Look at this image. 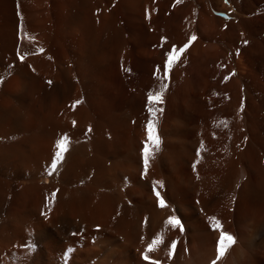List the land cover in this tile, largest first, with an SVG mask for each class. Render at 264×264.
I'll list each match as a JSON object with an SVG mask.
<instances>
[{"label": "bare ground", "instance_id": "obj_1", "mask_svg": "<svg viewBox=\"0 0 264 264\" xmlns=\"http://www.w3.org/2000/svg\"><path fill=\"white\" fill-rule=\"evenodd\" d=\"M0 81V264H264V0H0Z\"/></svg>", "mask_w": 264, "mask_h": 264}, {"label": "snow or ice", "instance_id": "obj_2", "mask_svg": "<svg viewBox=\"0 0 264 264\" xmlns=\"http://www.w3.org/2000/svg\"><path fill=\"white\" fill-rule=\"evenodd\" d=\"M177 2H180V0H177ZM225 4L229 3V0H224ZM196 39V36L193 35L192 37H190L189 41L187 44H185L182 48H180L178 51L180 53H183L186 51V49L189 47V45ZM245 44H247V41H244ZM39 51H43V49H40ZM176 53H177V49L175 47H173V49L170 52L166 53L167 56V60L163 66V69L161 70L160 66H157V72L162 71L163 76L162 79H166L168 72L171 70L173 63L176 59ZM239 54V52H237V55ZM21 60H23V57H20ZM125 71H130V69H125ZM231 75H236L235 72H233ZM225 79H228V77H226ZM0 83H2V81H0ZM46 83H48L49 85L52 84V81H46ZM168 85L166 83H162L161 87L159 88L158 91L153 92V91H149L147 93V101H146V105H145V111L148 115V119L146 120L145 123V130H146V139L143 142V148L141 149V157H142V164H143V171L141 173V178H144L145 176H147L148 172H149V168H150V156L153 155V150H155V152H159L161 151V139L160 136L157 134L156 131V116L157 113H159L160 115H163L165 112V108L164 107H154V105H162L165 103V101L163 100V95L165 93V91L167 90ZM82 103V101L77 100L73 103L72 107L75 108L77 104ZM244 110V101H241V109L240 111L242 112ZM133 123H135V121H133ZM73 124L75 125V121H73ZM89 132L92 131L91 128L88 129ZM247 139V138H245ZM68 144V138L65 135L62 138H59L56 142V149H58L57 151H55V154L52 158L51 164L50 166H48L46 168V172L47 175L51 176L53 175L54 171L57 170L58 165L61 163V161L64 159V154L67 151L66 145ZM204 144L203 141H201V145H200V149H203ZM200 149L197 150L196 155L197 157L200 156ZM199 161H197L198 163ZM193 170L196 169V164L194 163L192 165ZM127 179V178H125ZM157 185H159V188H164L165 187V183L163 181H153V193L156 197L157 200V206L161 209H166L168 207H170V205L168 203H166V198L163 197L161 195V192L158 190ZM52 198H55L56 193L53 192L52 194ZM235 200V197H233V201ZM197 203H199V201H197ZM46 208L48 207V205L46 204L45 206ZM46 215V213H43ZM208 219L212 222L211 227L213 231H218L219 232V239L217 241V253L218 256L217 258H219V255L223 252L224 249L231 247L235 242H236V237H234L232 234L227 233L226 231L223 230V226L221 224V222L216 219L215 217H208ZM166 225H171L173 229L175 228H179L180 232L183 234L185 232V226L182 223V220L175 214H173L172 216L168 217V219L165 221ZM96 231H100L99 227L97 226ZM72 235H77V233H72ZM141 239H143V237H141ZM157 239H159L158 237L156 239H153L152 242L149 244L148 248L145 251V254L143 255V258L145 260H148L149 257L147 255L148 252L153 251V245H155L157 243ZM176 243L177 241H173L171 243V246L169 248V258H171L172 256V251L175 249L176 247ZM28 249L31 250L32 245L29 244L27 245ZM153 264H155V262H153ZM213 264H215V262H213Z\"/></svg>", "mask_w": 264, "mask_h": 264}]
</instances>
